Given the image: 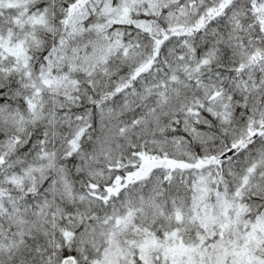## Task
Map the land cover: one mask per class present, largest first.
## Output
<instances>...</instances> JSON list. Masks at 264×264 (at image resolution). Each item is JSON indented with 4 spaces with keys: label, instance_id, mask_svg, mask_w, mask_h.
<instances>
[{
    "label": "snow or ice",
    "instance_id": "obj_1",
    "mask_svg": "<svg viewBox=\"0 0 264 264\" xmlns=\"http://www.w3.org/2000/svg\"><path fill=\"white\" fill-rule=\"evenodd\" d=\"M0 264H264V0H0Z\"/></svg>",
    "mask_w": 264,
    "mask_h": 264
}]
</instances>
